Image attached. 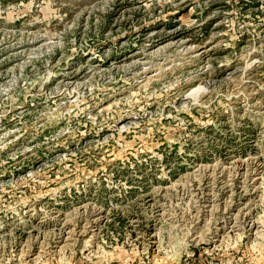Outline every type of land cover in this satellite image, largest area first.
<instances>
[{
    "label": "rangeland",
    "instance_id": "rangeland-1",
    "mask_svg": "<svg viewBox=\"0 0 264 264\" xmlns=\"http://www.w3.org/2000/svg\"><path fill=\"white\" fill-rule=\"evenodd\" d=\"M0 264H264V0H0Z\"/></svg>",
    "mask_w": 264,
    "mask_h": 264
}]
</instances>
